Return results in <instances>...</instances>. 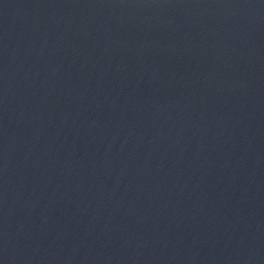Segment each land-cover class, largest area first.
Returning a JSON list of instances; mask_svg holds the SVG:
<instances>
[{
  "label": "water",
  "instance_id": "obj_1",
  "mask_svg": "<svg viewBox=\"0 0 264 264\" xmlns=\"http://www.w3.org/2000/svg\"><path fill=\"white\" fill-rule=\"evenodd\" d=\"M0 264H264V0H0Z\"/></svg>",
  "mask_w": 264,
  "mask_h": 264
}]
</instances>
